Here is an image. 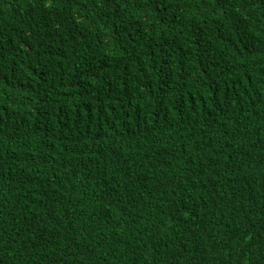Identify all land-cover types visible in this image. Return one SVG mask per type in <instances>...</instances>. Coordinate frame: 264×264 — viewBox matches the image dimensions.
I'll list each match as a JSON object with an SVG mask.
<instances>
[{
	"label": "trees",
	"instance_id": "1",
	"mask_svg": "<svg viewBox=\"0 0 264 264\" xmlns=\"http://www.w3.org/2000/svg\"><path fill=\"white\" fill-rule=\"evenodd\" d=\"M0 264H264V0H0Z\"/></svg>",
	"mask_w": 264,
	"mask_h": 264
}]
</instances>
